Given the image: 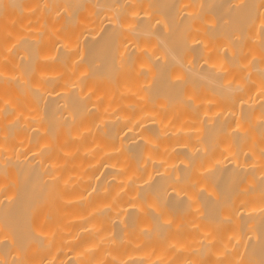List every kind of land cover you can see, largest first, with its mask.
Masks as SVG:
<instances>
[{
    "label": "bare ground",
    "instance_id": "6f19581e",
    "mask_svg": "<svg viewBox=\"0 0 264 264\" xmlns=\"http://www.w3.org/2000/svg\"><path fill=\"white\" fill-rule=\"evenodd\" d=\"M0 264H264V0H0Z\"/></svg>",
    "mask_w": 264,
    "mask_h": 264
}]
</instances>
